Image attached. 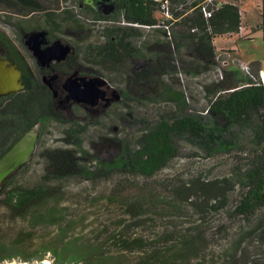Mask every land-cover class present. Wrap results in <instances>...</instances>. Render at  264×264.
I'll list each match as a JSON object with an SVG mask.
<instances>
[{
  "label": "trees",
  "instance_id": "16d2710c",
  "mask_svg": "<svg viewBox=\"0 0 264 264\" xmlns=\"http://www.w3.org/2000/svg\"><path fill=\"white\" fill-rule=\"evenodd\" d=\"M185 1L171 0L174 8ZM47 2H54V5L58 6L60 0H0V9L30 15L45 11L48 8ZM74 3H78V7L80 3L85 4L86 9L93 14L92 17L101 16L92 7L90 0H74ZM115 4L116 17L104 25L98 18L99 22H91L92 33L89 41L86 39L82 46L84 48L94 46L92 53L94 61H99L104 68L124 73L125 98H131V92L135 94L141 90L147 91L146 86L159 82L158 77L167 73L171 67H175L172 65V57L169 58L171 48H177V60L187 65V68L182 67L186 72L200 73L213 68L216 65L214 39L227 34L238 35L242 22L237 3L221 2L209 17H205L198 3L192 7L189 2L185 7L174 10L177 20L172 25L171 38L168 39L161 28L147 30L131 24L156 23L161 18L155 15L158 12L156 2L115 0ZM61 11L60 17L54 12L47 11L45 20L49 32L62 23L73 29L82 26L78 19L70 14L73 11L69 5ZM150 31L156 32V36L148 34ZM138 35L142 40L138 42L139 49H135L127 38ZM97 38L99 40H96ZM146 50L149 55L144 52ZM0 51L3 52L1 54L3 57L18 62L25 84L16 92L0 96V154L35 124L39 125L38 135L49 123L59 122L63 133H71L76 137L79 122L71 116L64 117L62 108L65 106L58 101L59 96H53L49 87L42 82L38 71L29 66L25 57L21 56V51L1 30ZM182 52L189 54L190 57L186 59L184 54L181 55ZM139 59L142 60L141 68H137L135 64ZM242 80L245 78L241 77L238 81L226 84L225 88L231 90L216 97L206 109L211 118L216 114L219 119H223L222 124L214 122L211 126L202 116L184 114L177 117L163 113L155 121L141 126L132 145L122 144V150L118 155L91 167L80 165L79 160L84 155L80 154L79 148L44 146L40 148L39 155L45 161L40 180L31 187L16 184L14 181L16 173L26 167L31 157L28 162L5 178L0 194H4L3 202L14 215L22 217L30 215L32 224L56 225L61 224L63 219L61 209L51 205L44 211L40 210L45 202L54 199L55 189H50L47 185V180L51 177L59 179L74 175L77 171L84 172L89 178L110 176L116 171L151 177L177 156L176 139L182 134L196 139L208 137L210 139V143H206L208 149H232L236 143L226 139L224 135L234 123L250 127L254 134L252 139L262 145L255 166L239 172L234 171L233 180L229 177L203 179L197 176L169 186L167 195L151 186H145L128 196H123L119 188L113 191L115 200L123 204L124 212L132 219L128 224H121L114 234L109 233L105 238L109 243L119 245L117 253L104 249L105 240L91 243L71 238L41 246L34 250L35 254H28L26 257L37 256L40 260L43 259L42 253L46 251L52 254L57 264H184L198 256L206 247L199 232L189 230L177 235L178 237L159 235L153 238L143 233H128L126 230L129 225L143 226L147 222L146 218L154 215L161 217L175 215L180 212L183 203L203 205L205 208L217 207L221 203L225 206L228 203L225 204L223 200H227L228 193L236 186L239 187L240 198L233 209L235 212L250 218L258 209L264 207V82L259 76L255 78L248 76L246 83L239 85L238 82ZM167 94L171 95L168 92ZM174 100L185 104L183 94L180 98L177 95ZM77 142L80 145L81 142L79 140ZM81 153L85 154V149L84 151L81 149ZM211 198L217 202L210 203ZM263 222L264 218L259 217L258 225ZM260 235L264 237V227ZM228 264H236L233 253H230Z\"/></svg>",
  "mask_w": 264,
  "mask_h": 264
},
{
  "label": "rangeland",
  "instance_id": "374dc122",
  "mask_svg": "<svg viewBox=\"0 0 264 264\" xmlns=\"http://www.w3.org/2000/svg\"><path fill=\"white\" fill-rule=\"evenodd\" d=\"M220 1V0H218ZM236 1L242 14V32L238 35L227 34L214 39L216 51V65L204 72H186L185 63L177 60V48H171L172 65L167 73L158 77L159 82L146 86L147 91L131 92V98H125L124 73L110 71L104 68L99 61H94L92 56L94 46L84 48L82 43L89 41L92 33V23L88 21L93 14L86 9L85 4L74 3V0H60L59 5L47 2L48 8L34 14L24 15L11 10L0 9V30L3 31L15 46L21 51L31 67L34 60L24 44V34L32 29H45L49 39H61L70 42L82 63L90 66L94 75L104 78L109 89L114 91L117 98L106 107L100 104L86 107L81 104L67 102L63 111L64 117L74 118L79 122L77 136L63 133L61 124L51 122L43 129L35 141V148L30 162L24 169L16 173L15 182L26 186L35 185L41 178L44 158L39 155V149L44 147H71L79 148L84 155L79 160L80 165H98L119 154L121 145L133 144L143 124L155 121L161 114L182 116L184 114L202 116L209 125L214 122L222 124L214 114L211 118L206 109L219 95H225L230 88L226 84L235 80L239 85L246 83L247 77L264 74V0H232ZM70 6L73 18L78 19L81 27L68 28L66 24L48 31L45 20L47 11L61 16V10ZM73 5V6H72ZM191 5L188 6L190 8ZM190 11V10H188ZM101 15L98 19L101 24L116 17ZM157 18L160 14L155 13ZM18 22V24H17ZM263 27L247 36L249 29L261 24ZM75 28V27H74ZM182 28V27H181ZM156 36L155 33H148ZM96 40H99L97 38ZM131 46L139 49L138 36L127 38ZM184 51V49L180 48ZM91 52V53H88ZM148 55L149 53L146 51ZM169 54V52H168ZM187 59L190 55L182 52ZM243 60L248 67L240 65ZM137 68H141L142 60H136ZM127 65V63L125 64ZM167 92L171 95H168ZM185 98V104L176 101ZM174 98V99H173ZM170 111H173L171 113ZM262 111V110H260ZM62 122V121H61ZM225 138L235 142L232 149H208V137L196 139L182 134L176 139L178 154L169 163L151 177L141 174L114 172L110 176L91 177L82 171L74 175L49 178L47 185L55 189L54 199L45 202L40 210H45L55 205L62 210L61 224H32L30 215L26 217L14 215L4 204L0 194V264L8 262H35L37 256L34 250L46 246L53 241L77 238L81 242H101L105 250L117 253V244L106 241V236L114 234L122 224L130 223L132 219L124 212L121 202L115 200L112 193L118 188L122 195H131L145 186H151L158 192L168 194V187L182 180L197 176L203 179L229 177L233 180L234 171H243L254 167L258 160L257 154L262 151V145L257 144L252 129L244 125L233 124L225 133ZM67 137V138H66ZM68 139L74 140L69 142ZM80 141L78 145L77 141ZM68 141V142H67ZM264 142V141H263ZM85 149V154L81 153ZM94 160V161H93ZM91 161V162H90ZM93 161V162H92ZM95 163V164H94ZM90 164V165H89ZM239 187L228 193L227 200H223L217 207H206L183 203L175 215L157 216L146 218L143 226L127 228L128 233H143L147 237L157 238L159 235H182L187 231H197L203 237L206 247L201 253L184 264H228L230 253L236 264H264V237L260 235L264 222L258 225V218H264V207L258 209L253 216L246 218L233 209L240 198ZM217 200L210 199V203ZM62 231V232H60ZM26 257V258H25ZM130 257V256H128ZM42 258L57 264L50 252H43ZM42 259V260H43Z\"/></svg>",
  "mask_w": 264,
  "mask_h": 264
},
{
  "label": "water",
  "instance_id": "95a60500",
  "mask_svg": "<svg viewBox=\"0 0 264 264\" xmlns=\"http://www.w3.org/2000/svg\"><path fill=\"white\" fill-rule=\"evenodd\" d=\"M24 44L32 52L40 66H47L52 60H63L71 50V46L61 39L49 42L45 29H34L25 33ZM21 74L22 71L17 63L12 62L9 58L0 56V96L8 95L24 87ZM42 78L52 91L53 96L57 97L58 89L54 85L56 73L44 74ZM105 82V79L100 76L87 77L72 73L65 78L62 84L66 91L65 99L68 101L88 102L90 104H95L101 99L104 100V104L108 105L117 96H113L114 91L113 94L107 95L106 90L102 87ZM58 101L62 102L63 98ZM38 130L39 125H33L0 154V189L5 178L32 157ZM41 260L35 262H8L6 264H42Z\"/></svg>",
  "mask_w": 264,
  "mask_h": 264
},
{
  "label": "flooded vegetation",
  "instance_id": "af4514ba",
  "mask_svg": "<svg viewBox=\"0 0 264 264\" xmlns=\"http://www.w3.org/2000/svg\"><path fill=\"white\" fill-rule=\"evenodd\" d=\"M90 4L95 9V11L98 12L99 14H101V15L108 16V15H112L113 13L117 12V7H116V4H115V0H90ZM110 21H111V18L108 20V22H110ZM47 39H48L49 42L55 40V39L51 40L48 37H47ZM65 43H67V44H69L71 46V50L69 51L67 56L63 60H59V61L52 60L47 66H40L37 63V61H36L35 57L33 56L32 52L26 47L27 51L29 52L30 57L33 58V60H34V67H32L33 70L34 71H38V74L41 76V80H42V82L44 84H46L43 81V78H42V76L44 74L49 75V74H52V73H56V78L54 79V85L58 89V96H59L58 100L60 98H63V101L60 102V103H64V106H67V102L72 103V104H76V103L77 104H81V105H84L86 107H90V106L93 107L95 105L99 106V104L102 107L109 106L115 100V97H114L113 101L110 104H108V105L104 104V100H101V99H99L95 104H90L88 102H76L74 100L68 101V100L65 99L66 91L63 88L62 84H63V81L65 80V78L68 75H70L72 73H75L76 75H83V76H87V77L97 76V75L93 74V72L91 70L92 68L90 66L85 65V64H83L81 62L82 58L80 59L78 57V54H80V53H78L79 51L77 52L76 50H74V48H73V46L71 45L70 42L67 41ZM20 53H21V56L25 57V55L22 52H20ZM1 54H3V52L0 51V56L3 57V55H1ZM3 58H8V57L5 56ZM25 59H26V61L28 60L27 57H25ZM12 62H15V61H12ZM15 63H17V65L19 67L18 62H15ZM27 63H28V61H27ZM29 66H30V64H29ZM21 77H22V74H21ZM22 79H23V77H22ZM106 82L104 83V85L102 87L106 90L107 95H111V94H113V90L109 89L110 86L107 85ZM113 96H116V95L113 94ZM62 109L64 110L65 107H63Z\"/></svg>",
  "mask_w": 264,
  "mask_h": 264
},
{
  "label": "built area",
  "instance_id": "2783aa9c",
  "mask_svg": "<svg viewBox=\"0 0 264 264\" xmlns=\"http://www.w3.org/2000/svg\"><path fill=\"white\" fill-rule=\"evenodd\" d=\"M157 3L158 5V13L160 14L161 18L154 24H138V23H131L135 26H141L147 30L155 29V28H161L164 30V36L167 37L168 39L171 38V28L175 20H177L174 16V10L175 9H181L182 7H185V5L189 2H181L179 3L178 6L175 8L173 7V4L171 0H151ZM203 11V14L205 17H209L213 11L214 8H218L221 4L220 1L218 0H203L200 3H198ZM90 22H99V20L95 17H92L91 19H88ZM194 30V28H193ZM239 31H242V26L239 27ZM239 63L243 67H248L246 63L238 59ZM256 76H253L255 78ZM262 82H264V74L263 72L261 73V78Z\"/></svg>",
  "mask_w": 264,
  "mask_h": 264
},
{
  "label": "crops",
  "instance_id": "0c3cea01",
  "mask_svg": "<svg viewBox=\"0 0 264 264\" xmlns=\"http://www.w3.org/2000/svg\"><path fill=\"white\" fill-rule=\"evenodd\" d=\"M174 2H176V1H180V0H173ZM187 2H190L191 4H192V7L194 6V5H196V3H200L201 1H203V0H186ZM226 1H231V2H234V3H237L236 1H232V0H220V2H226ZM238 4V3H237ZM240 8V7H239ZM241 11V10H240ZM242 15V14H241ZM263 25H264V23H263ZM263 25H262V22H261V24H258L257 26L255 25L254 26V28H250L249 29V33L247 34V36H251V34H253L256 30H258L259 28H262L263 27ZM241 26H242V22H241ZM257 28V29H256ZM256 29V30H255ZM242 30H243V26H242ZM239 32H242V31H239ZM233 35V34H232ZM159 36V35H158ZM225 36V35H224Z\"/></svg>",
  "mask_w": 264,
  "mask_h": 264
},
{
  "label": "bare ground",
  "instance_id": "6f19581e",
  "mask_svg": "<svg viewBox=\"0 0 264 264\" xmlns=\"http://www.w3.org/2000/svg\"><path fill=\"white\" fill-rule=\"evenodd\" d=\"M41 263H42V264H51L50 261L47 260V259H43V260H41Z\"/></svg>",
  "mask_w": 264,
  "mask_h": 264
}]
</instances>
